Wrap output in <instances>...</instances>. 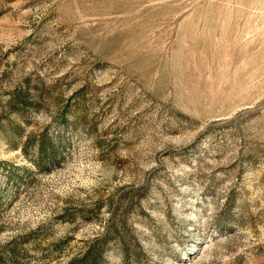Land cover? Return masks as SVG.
<instances>
[{
	"label": "rangeland",
	"instance_id": "1",
	"mask_svg": "<svg viewBox=\"0 0 264 264\" xmlns=\"http://www.w3.org/2000/svg\"><path fill=\"white\" fill-rule=\"evenodd\" d=\"M87 254L264 264V0H0V264Z\"/></svg>",
	"mask_w": 264,
	"mask_h": 264
},
{
	"label": "trees",
	"instance_id": "2",
	"mask_svg": "<svg viewBox=\"0 0 264 264\" xmlns=\"http://www.w3.org/2000/svg\"><path fill=\"white\" fill-rule=\"evenodd\" d=\"M95 261H96V256H94V255L90 256V254H87L86 255V258H85V263L84 264H92Z\"/></svg>",
	"mask_w": 264,
	"mask_h": 264
}]
</instances>
